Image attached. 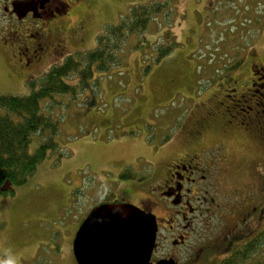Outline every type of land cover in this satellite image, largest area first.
<instances>
[{
	"label": "rangeland",
	"instance_id": "obj_1",
	"mask_svg": "<svg viewBox=\"0 0 264 264\" xmlns=\"http://www.w3.org/2000/svg\"><path fill=\"white\" fill-rule=\"evenodd\" d=\"M150 2L166 5L151 14L145 30L124 38L118 65L94 72L74 98L42 101L58 121L56 150L25 183L0 195V264H68V238L91 203L151 197L163 168L193 148L184 143L191 121L221 99L228 78L243 86L250 59L260 55L264 64V0H72L61 18L72 27L62 33L63 49L29 68L9 36L14 26L8 29L0 15V94H29L52 65L93 49L106 27ZM242 136L227 145V159L239 163L215 168L209 193L215 213L200 216L183 264H231L218 258L217 240L237 206L264 196V148ZM39 141L33 134L30 153ZM254 227L262 244L232 264H264V222Z\"/></svg>",
	"mask_w": 264,
	"mask_h": 264
},
{
	"label": "flooded vegetation",
	"instance_id": "obj_2",
	"mask_svg": "<svg viewBox=\"0 0 264 264\" xmlns=\"http://www.w3.org/2000/svg\"><path fill=\"white\" fill-rule=\"evenodd\" d=\"M70 1L72 2V0H0V15L10 23L8 29L14 26L9 36L18 46L19 56L24 59L22 64L24 68L36 66L45 53L59 54L63 49L62 33L65 32L67 36L72 27L65 24L61 18L69 11ZM61 7L63 9H60ZM262 62L260 55L255 61L250 59L249 79L242 83L243 86H240V81L228 78L222 86L221 99L214 98L213 104L197 119L191 121L184 134V143L192 145L193 148L191 147L189 152L179 153L173 162L163 168L159 184L153 188L151 197L139 202H129L121 197L115 201L91 203L75 232L68 238V264H78L72 251L76 231L90 210L104 202L129 203L154 216L156 221L154 246L147 264H156L159 261L183 264L190 250L194 249L191 242L196 236L195 227L200 221V216L203 213H215L212 211L213 198L209 196L211 185L215 186V168H222L229 163L233 165L239 163L235 159H227L229 142L235 138V134L236 137L243 135L254 139L264 148ZM227 134H233L230 140L226 138ZM207 142L213 144L209 146ZM261 200L258 203L254 200L241 203L235 208L234 215L237 217L231 220L229 226L226 225L224 234L217 240L218 258L223 255L220 261H230L232 264L235 258L238 259V255L244 256L259 249L262 243L258 245L256 241L260 233H257V227L254 229V226L264 222V196Z\"/></svg>",
	"mask_w": 264,
	"mask_h": 264
},
{
	"label": "trees",
	"instance_id": "obj_3",
	"mask_svg": "<svg viewBox=\"0 0 264 264\" xmlns=\"http://www.w3.org/2000/svg\"><path fill=\"white\" fill-rule=\"evenodd\" d=\"M165 5L150 2L132 6L124 19L115 26L106 27L104 33L96 38L93 49L69 54L61 63L52 65L41 77L39 85L31 87L29 94H0V195L6 194L9 186L25 183L47 152L56 150L54 136L58 121L43 111L42 101L53 100L54 95L62 94L74 98L89 86L94 72H106L118 65L116 52L124 38L145 30L151 14H157ZM161 55L158 54L157 59ZM72 78H75V84L67 80ZM49 108L51 110V106ZM33 134H37L40 141L30 153Z\"/></svg>",
	"mask_w": 264,
	"mask_h": 264
},
{
	"label": "water",
	"instance_id": "obj_4",
	"mask_svg": "<svg viewBox=\"0 0 264 264\" xmlns=\"http://www.w3.org/2000/svg\"><path fill=\"white\" fill-rule=\"evenodd\" d=\"M155 231L154 216L132 204H100L76 231L73 255L78 264H147Z\"/></svg>",
	"mask_w": 264,
	"mask_h": 264
}]
</instances>
